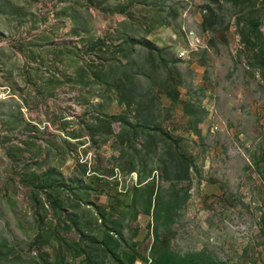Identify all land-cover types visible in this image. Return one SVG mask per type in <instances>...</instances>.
Here are the masks:
<instances>
[{"label":"rangeland","instance_id":"374dc122","mask_svg":"<svg viewBox=\"0 0 264 264\" xmlns=\"http://www.w3.org/2000/svg\"><path fill=\"white\" fill-rule=\"evenodd\" d=\"M157 242L264 264V0H0V264H152Z\"/></svg>","mask_w":264,"mask_h":264},{"label":"trees","instance_id":"16d2710c","mask_svg":"<svg viewBox=\"0 0 264 264\" xmlns=\"http://www.w3.org/2000/svg\"><path fill=\"white\" fill-rule=\"evenodd\" d=\"M123 84L124 83L122 81L121 85ZM138 94L140 95V93ZM154 99L158 100L155 94L152 95V100ZM127 104L131 105L132 103L130 101ZM150 124L151 123L144 125L143 128L144 130L149 131L147 138L149 136V142L151 140V147L152 148L154 147L153 152L156 151L157 153L156 156H158L157 160L162 164V169L165 172L166 178L177 181H182V180L184 181L190 179L191 169L193 167V161L185 151L179 150V148L175 149L174 147V145L180 147L179 142L181 137H179L180 139L172 138L170 134L164 129L163 125H161V123H156V125L153 126H150ZM120 137L124 139V137L122 136ZM157 139L163 144L162 152L159 151L158 143L156 142ZM137 151L141 152V150H137ZM152 183L153 182L147 184L146 187H152L153 186ZM59 202L61 201H58V204ZM147 208H148L147 210H149V205ZM173 211H175V205L172 204L171 202L167 207V209H164V207L160 205V202H157V205H155L154 208V220L156 222L155 225L157 227V232L158 229L162 226L160 225V221H161V217L163 216L162 215L163 212H166L167 214L168 213L171 214ZM157 238L159 242L160 240L159 234L157 235ZM158 242L156 246L162 247L161 251H163V253L159 256L155 255L152 264H204L202 261L199 262L200 259H198V257L196 256L197 254L193 253L183 256L173 251V249L169 244L165 246H161L158 245Z\"/></svg>","mask_w":264,"mask_h":264}]
</instances>
